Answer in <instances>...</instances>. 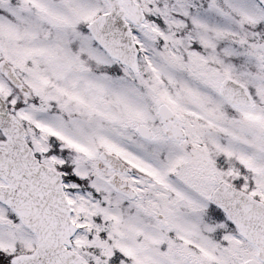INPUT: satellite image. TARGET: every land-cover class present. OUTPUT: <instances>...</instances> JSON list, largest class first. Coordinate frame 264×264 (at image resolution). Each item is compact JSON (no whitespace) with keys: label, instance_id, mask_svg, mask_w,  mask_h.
I'll return each mask as SVG.
<instances>
[{"label":"snow or ice","instance_id":"obj_1","mask_svg":"<svg viewBox=\"0 0 264 264\" xmlns=\"http://www.w3.org/2000/svg\"><path fill=\"white\" fill-rule=\"evenodd\" d=\"M0 264H264V0H0Z\"/></svg>","mask_w":264,"mask_h":264}]
</instances>
